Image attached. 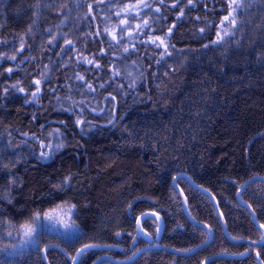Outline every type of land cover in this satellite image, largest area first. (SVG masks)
Listing matches in <instances>:
<instances>
[{
    "label": "trees",
    "instance_id": "1",
    "mask_svg": "<svg viewBox=\"0 0 264 264\" xmlns=\"http://www.w3.org/2000/svg\"><path fill=\"white\" fill-rule=\"evenodd\" d=\"M175 2L0 0V54L16 56L0 59V264H73L96 244L120 249L87 251L79 264H264V243H247L264 241L263 229L236 200L264 178V0H243L235 28L221 26L229 0ZM155 37H167V54ZM240 197L264 224V180ZM61 205L73 207L78 235L42 231L5 255L8 225ZM145 212L164 220L158 242L156 223L143 221L152 244L137 236ZM154 245L183 254L152 248L125 263Z\"/></svg>",
    "mask_w": 264,
    "mask_h": 264
},
{
    "label": "rangeland",
    "instance_id": "2",
    "mask_svg": "<svg viewBox=\"0 0 264 264\" xmlns=\"http://www.w3.org/2000/svg\"><path fill=\"white\" fill-rule=\"evenodd\" d=\"M70 208L72 209L71 212L69 211ZM25 225H30L35 229L31 237L25 235ZM66 225L72 226L66 227ZM42 231L57 233L66 239L74 238V236L78 235L81 229H79L77 220L74 217L73 207L64 205L57 206L54 209H50V211L39 214L38 218L36 216L34 221L28 224L17 227L8 225L4 236L5 255L14 256L17 255L19 251H24L34 246L37 236Z\"/></svg>",
    "mask_w": 264,
    "mask_h": 264
},
{
    "label": "snow or ice",
    "instance_id": "3",
    "mask_svg": "<svg viewBox=\"0 0 264 264\" xmlns=\"http://www.w3.org/2000/svg\"><path fill=\"white\" fill-rule=\"evenodd\" d=\"M161 3H163V0H160ZM181 2V0H176V2L172 5V7H177V5ZM188 5H191L192 7H195V2L194 0H188ZM244 6V3H243V0H229L228 2V8H229V11H228V14L226 16L223 17V19L221 20V26L223 27L226 23L230 24L232 26V28H235L238 24V20H237V17H236V14L238 12V10H241ZM37 7H39V5H37ZM64 7H66V5H64ZM135 7H139V5H129L128 6V9H131V8H135ZM143 7H149V5L147 3H143ZM90 10H91V5L89 6ZM156 11H159V9L157 8ZM184 14V9L181 8L180 9V14L179 16L177 17V19H180L181 16H183ZM117 15H119V13H117ZM148 24V21H145L144 22V26L146 27ZM138 28H140L141 26L138 25L137 26ZM169 33H171L172 29L169 28ZM201 31H203V29H201ZM111 34V33H110ZM227 35H230V31H224L223 32V35H221L220 32L217 33V40L214 41L213 43H220L222 40H223V37L224 36H227ZM113 40H116L117 37L115 35L112 36ZM55 39V38H54ZM167 40V37H155L154 39H150L148 42L149 43H153L155 44L157 47H165V54H167V45L165 43V41ZM156 41H159V43L157 44ZM52 41H49V43H51ZM65 44L68 45V46H71L72 45V41L70 40H66L65 41ZM23 49V44H21V50ZM125 52H128L129 49L128 48H125L124 49ZM9 59V60H15L16 59V56L15 55H12V56H4L2 54H0V59ZM84 60V62L88 63V64H93L94 63V60L92 59H89L88 57H83L82 58ZM161 59H163V56L161 57ZM96 67H99V65H95ZM7 71L9 73H11L13 71V69L9 68L7 69ZM116 75H118L119 73H115ZM76 78L80 81H85V77L83 75H80V74H77ZM34 83L36 84V89L34 92H32V100H36L38 98V94L40 93L41 91V88H40V84H41V81L40 80H36L34 81ZM104 85H100V87H103ZM12 88H16L17 85H12L11 86ZM87 88L89 91H94L95 89L93 88V86L91 84H87ZM20 92H24L25 89L23 87H20L18 89ZM8 89L5 88V92H7ZM82 123L81 120H77L76 121V124L77 126H80ZM109 123H111V121H109ZM49 147H52L51 145H49ZM56 149L58 150L60 147H63V144H59V145H56L55 146ZM41 156L44 157V158H47L49 156V153H41ZM70 179L71 177H66L65 180H64V184H68L70 182ZM175 180V178H173ZM10 183H14V181H10ZM71 208L69 209V211L71 212ZM153 215H155V213H153ZM38 218V216H37ZM50 218V217H49ZM72 225H66V227H71ZM260 227L264 228V224L260 225ZM25 235L28 236V237H31L32 233L35 231V229L30 226V225H25ZM117 236L120 235V233H116ZM253 243H257L256 241H253ZM86 247H92V246H86ZM83 251V250H81ZM243 255V254H241ZM75 259V258H74Z\"/></svg>",
    "mask_w": 264,
    "mask_h": 264
},
{
    "label": "water",
    "instance_id": "4",
    "mask_svg": "<svg viewBox=\"0 0 264 264\" xmlns=\"http://www.w3.org/2000/svg\"><path fill=\"white\" fill-rule=\"evenodd\" d=\"M184 177H186L190 182H191V185L195 188H198L196 185H195V183H193V181L192 180H190V178L188 177V176H186V175H183ZM176 179V178H175ZM261 180V179H263L264 180V178L263 177H253L252 179H250V181H253V180ZM174 182H173V185H174V187H175V189L177 190V192H179L180 193V196H181V199H182V203H183V211H184V213L186 214V215H189V213H188V211H187V203L185 202V196H184V194H183V192L179 189V187H178V185H177V183H176V180H173ZM250 181L248 182V183H246V184H244L241 188H240V190H239V192H238V194H237V196H236V200H238V202L239 203H241V204H243L247 209H248V211H250V214H251V218H252V221L253 222H255L258 226H260L257 222H256V220H255V216H254V213H253V211L251 210V208L249 207V205H247L242 199H241V197H240V194H241V192L244 190V188L250 183ZM200 191H202V192H204V193H207L211 198H212V200L215 202V208H216V212H217V214L219 215V217H220V219H221V221H222V223H223V225H224V234L226 235V237L228 238V239H230V237H229V234L227 233V227H226V223H224V221H223V218H222V215H221V213L219 212V208H218V203H217V201L214 199V197L211 195V193H209L208 191H205V190H202V189H199ZM153 213H155V215H153ZM145 220H153L155 223H156V226H157V229H156V233H155V240L158 242L159 240H160V238H161V235H162V233H163V229H164V220H163V218L160 216V215H158L156 212H145V213H142V214H140V216L137 218V220H136V223H135V226L137 227V236L138 237H142V238H144V239H146V241H147V243L148 244H152L153 243V241H154V238L153 237H151L145 230H144V228L142 227V223H143V221H145ZM203 226H205L204 224H202ZM206 227V226H205ZM208 227V226H207ZM262 228V227H261ZM208 229H209V227H208ZM263 229V232H264V228H262ZM209 231H210V229H209ZM120 235H121V233H120ZM119 235V236H120ZM210 235H211V238H212V232L210 231ZM119 236H117V238L119 237ZM211 238H210V240H211ZM209 240V241H210ZM208 241V242H209ZM208 242L206 243V244H203V245H201V246H198L197 247V249H200V248H203V247H205L207 244H208ZM248 244H251V245H262L263 243H264V241H262V242H260V243H250V242H247ZM86 246H92V247H86ZM152 248H156V249H166V250H170V251H172L173 253H177V254H183V253H181L180 251H178V250H173V249H171V248H166V247H164V248H162V247H160V246H157V245H154V246H152V247H148V248H144V249H142L140 252H138L134 257H132L130 260H128V261H126L125 263H131V261L132 260H134L137 256H139L143 251H145V250H149V249H152ZM120 249V247H118V246H116V245H107V246H104V245H99V244H96V245H85L84 247H81L80 249H78L76 252V254H75V256H74V258L75 259H73V261H72V263L73 264H79L78 262H79V260H80V258L85 254V252H87V251H96V250H105V251H108V250H119ZM197 249H195V250H197ZM81 250H83V251H81ZM194 250V251H195ZM214 258H216V257H210L208 260H206L203 264H208L211 260H213ZM95 264H97V262L95 263Z\"/></svg>",
    "mask_w": 264,
    "mask_h": 264
}]
</instances>
